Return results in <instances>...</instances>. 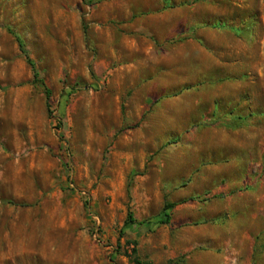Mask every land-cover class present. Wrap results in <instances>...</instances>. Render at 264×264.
Instances as JSON below:
<instances>
[{
    "label": "rangeland",
    "instance_id": "1",
    "mask_svg": "<svg viewBox=\"0 0 264 264\" xmlns=\"http://www.w3.org/2000/svg\"><path fill=\"white\" fill-rule=\"evenodd\" d=\"M135 259L264 264V0H0V264Z\"/></svg>",
    "mask_w": 264,
    "mask_h": 264
},
{
    "label": "trees",
    "instance_id": "2",
    "mask_svg": "<svg viewBox=\"0 0 264 264\" xmlns=\"http://www.w3.org/2000/svg\"><path fill=\"white\" fill-rule=\"evenodd\" d=\"M17 41H18V45H19V49L20 51L24 54V56L26 57V60L27 62L29 63V65L31 66L32 70H33V78H34V81L35 82H38L44 89V92H45V95H46V100L49 99L50 97V90L46 87L45 83L43 82V80L41 79H38V75H37V72L35 71V67H34V64L33 62L30 60V58L28 57L25 49H24V45H23V42L17 37ZM47 110L49 112V114L51 113L50 112V106L49 104L47 103ZM174 207V204L173 203H165L159 213L158 216H156L155 218H153L155 220V222L157 224H168L170 222V213L168 212V210L170 208ZM135 220L133 219L132 217V214L129 212L127 214V218L125 220V224H131V223H134ZM149 221H142V222H139V225H146L148 224ZM134 264H141L140 261H138L137 259L134 260Z\"/></svg>",
    "mask_w": 264,
    "mask_h": 264
}]
</instances>
